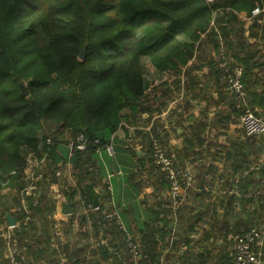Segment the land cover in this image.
Here are the masks:
<instances>
[{
  "label": "trees",
  "instance_id": "1",
  "mask_svg": "<svg viewBox=\"0 0 264 264\" xmlns=\"http://www.w3.org/2000/svg\"><path fill=\"white\" fill-rule=\"evenodd\" d=\"M256 6L264 7V0H0V201L4 198L3 182L7 181L17 189L18 196L14 199L20 206L15 214L9 205L1 203L0 222L6 223V212L17 222L21 221L18 231L21 241L31 235L36 219H44L43 240L38 242L46 245L45 250L49 248L52 239L49 222L54 221L47 190L55 182V164L59 160L56 150L63 151L69 140L83 134L86 149L76 151L70 158L77 188L70 187L66 193L73 199L80 191V198L90 209L88 217L96 233L101 230L108 239L96 251L99 254L95 257L96 264H159L161 261L180 264L175 262L179 257V242L183 241L182 234L176 231L179 218L164 217L161 224H154L156 219L152 214L136 225L130 223L128 209L119 211L111 205L112 186L102 182L103 154L97 149L112 142L113 156L126 165L125 171L132 172L131 175L147 172L157 178L156 189L169 188L168 180L152 163L151 155L148 159L139 156L130 143L126 142L125 146L119 140L115 144L117 139L112 137L119 129L128 136L131 127L143 135L138 129L139 118L149 110L144 100L147 85L143 60L148 59L162 73L178 71L195 54L196 42L213 23L219 25L224 40L235 39L237 49L242 48L243 29L237 12L251 13ZM234 42L227 44L224 55L229 58L230 54L243 65L242 80L248 98L256 104V91L248 77V70L253 67L249 64L251 60L239 54ZM82 51H85L84 57H81ZM220 53L216 67L219 77L224 78V70L219 66ZM22 85L27 95L22 94ZM50 136L55 142L53 146L46 145ZM156 136L161 141L157 134L151 136L150 154L152 139ZM248 138L262 144L258 150L264 152V137ZM96 140L99 145L95 144ZM255 151L252 147L248 153L255 154ZM31 153L52 166L40 182L37 204H34L35 198L21 191L26 185ZM113 163L117 169L115 160ZM259 170L262 178L256 183V190L263 187L264 161ZM95 197L100 204L92 211ZM22 200L27 203L25 208ZM113 208L118 211L120 221L122 216L125 229L116 219H103V211ZM179 209L182 208L176 210ZM170 210L172 213L173 208ZM240 211L245 214V221H235L231 228L233 235L264 224V193L243 194ZM192 229L193 225L188 224L184 233ZM128 234L138 246L137 255L130 252ZM232 244L231 238L221 246L216 245L215 252L219 254L214 257L201 253L198 255L201 261L197 263L207 264L210 258L212 264H233ZM165 248L170 251L163 256ZM72 255L63 264H79ZM261 262H264V243Z\"/></svg>",
  "mask_w": 264,
  "mask_h": 264
},
{
  "label": "crops",
  "instance_id": "2",
  "mask_svg": "<svg viewBox=\"0 0 264 264\" xmlns=\"http://www.w3.org/2000/svg\"><path fill=\"white\" fill-rule=\"evenodd\" d=\"M237 16L243 29L245 43L243 42L242 48L237 49L235 39L224 40L219 25L211 24L196 42L195 54L178 71L162 73L152 65L145 70L147 88L144 100L149 110H145L139 118L141 124L138 126L144 136L139 135L134 127L129 128L128 136L123 129L112 135L117 139L115 144L120 143L119 140L125 146L126 142L130 143L129 146L139 156L143 155L148 159L151 157L148 143L151 136L157 134L167 148L178 153L181 163L187 162L192 166L195 178L190 187L182 190L183 201L179 206L182 209L178 211L173 208L168 188L156 189L155 182L158 180L155 176L144 171L139 175H131L132 172L124 169L126 165L117 161L106 150L102 152L100 159V166L105 170L102 182H108L112 186L111 205L119 211L128 209L130 223L136 225L152 214L153 219H156L154 224H161L164 217L179 218L176 231L182 234L183 241L179 242V257L175 262L180 261V264H198L201 261L198 255L201 253L205 255L207 252L209 257H214L215 254L217 256L219 252H215L216 245L221 246L223 242L231 239V228L235 221H245V214L240 211L242 195L257 191L264 193V179L261 181L263 187L259 185L261 188L256 190V183L262 178L259 168L264 161V152L258 150L262 144L249 141L241 126V112L233 105L225 80L223 76L219 77L216 67L220 49L224 48L227 52V44L234 42L233 46L239 54L251 60L249 64L253 67L248 70V77L256 91V104H253L251 98L248 101L254 112L264 118V11L258 16L241 11L237 12ZM217 17L219 14L215 15L214 20ZM214 36L217 37L216 40L213 39ZM229 58L233 59V56L229 54ZM262 137L264 136H256L258 140ZM252 147L256 149L255 154L248 153ZM66 151L65 147L63 151L56 150L59 160L55 166L64 162ZM45 168L46 171L52 170V166L47 163ZM64 170L62 178L57 179L55 176L54 179L61 191L60 196H50V186L47 190L48 202L52 206L51 219L54 221L49 222L52 235L49 248L45 250L46 245L38 242L43 240L44 219H36L31 235H26L21 241L18 231L22 222L16 221L11 226L7 219L6 223L0 222V264H9L8 251L13 246L23 257L19 264H63L72 253L73 258L79 260V264H96L95 257H99L96 251L100 243H105L108 239L104 238L101 230L96 233L88 217L90 209L80 198V191L76 192L73 199L68 197V188H77L76 178L71 177L72 167L65 165ZM69 170L72 173L70 171L67 174L66 171ZM157 170L162 173L158 167ZM254 172L256 173L253 175ZM3 184L4 198L0 204L9 205L12 213L17 214L20 206L14 198H17L18 191L7 181ZM69 199L71 212L66 213L65 206ZM99 204L96 207L93 205L91 210H97ZM26 205L22 200V206L25 208ZM79 212L82 213L81 216H78ZM121 221L125 226L122 216ZM188 224H192L193 229L185 234ZM169 251L165 248L162 255L165 256ZM167 261L169 262V258ZM207 264H212L210 258Z\"/></svg>",
  "mask_w": 264,
  "mask_h": 264
},
{
  "label": "built area",
  "instance_id": "3",
  "mask_svg": "<svg viewBox=\"0 0 264 264\" xmlns=\"http://www.w3.org/2000/svg\"><path fill=\"white\" fill-rule=\"evenodd\" d=\"M264 7L256 6L252 11V16H258ZM224 48L221 49L219 66L224 70V80L227 88L231 94L236 108L241 112V126L248 136H264V118L256 114L248 101V92L246 85L243 82L244 67L241 63L232 58L224 55ZM55 144L53 138L47 137L46 145L53 146ZM95 144L99 145L96 140ZM86 138L83 134L78 135L75 140H69L66 144L68 149L69 158L63 163L57 165L55 169V176L60 179L64 176V166L72 167L70 158L73 154L80 150L86 149ZM106 149L111 155L114 154L113 143L99 146L97 152L102 155V150ZM152 163L156 165L165 178L169 182V200L173 204V208L177 209L183 201L181 196L182 190L188 188L194 180L193 168L189 163H181L178 158V153L174 150L167 148L157 137L152 139L151 147ZM47 173L44 159L39 160L34 153H31L28 158V165L26 167V185L22 189V194L35 198L34 204H37V197L40 196L41 187L40 182L43 180L44 175ZM264 182V181H263ZM49 195L58 198L61 191L58 189L57 183H51ZM261 191H257V195H261ZM104 217L108 221L116 219L121 228L125 226L119 219L118 211L113 208L112 210L103 211ZM233 244L231 247V255L233 257V264H261V254L264 243V224L254 225L248 231L242 234L232 235ZM130 252L137 255V244L132 241V235L128 234L127 237ZM9 264H19L23 257L20 256L17 249L13 246L8 251ZM1 260V257H0ZM105 264H111L106 262ZM159 264H164L162 261Z\"/></svg>",
  "mask_w": 264,
  "mask_h": 264
},
{
  "label": "water",
  "instance_id": "4",
  "mask_svg": "<svg viewBox=\"0 0 264 264\" xmlns=\"http://www.w3.org/2000/svg\"><path fill=\"white\" fill-rule=\"evenodd\" d=\"M84 54H85V51H82L81 57H84ZM22 94L23 95H27L28 94V91H27V89H26V87L24 85H22ZM98 204H99L98 197H95V199H94V207L98 206ZM65 211H66V213H70L71 212V199H69L67 201L66 206H65ZM6 217H7L8 222H9V224L11 226L15 225L16 220L9 212H6ZM261 264H264V262H262Z\"/></svg>",
  "mask_w": 264,
  "mask_h": 264
},
{
  "label": "rangeland",
  "instance_id": "5",
  "mask_svg": "<svg viewBox=\"0 0 264 264\" xmlns=\"http://www.w3.org/2000/svg\"><path fill=\"white\" fill-rule=\"evenodd\" d=\"M143 64H144V68H145V70H146L147 68H149L150 65H151V63L149 62L148 59H144V60H143ZM133 144H134V143H133ZM70 171H71V170L66 171V173L69 174ZM71 173H72V171H71ZM67 176H68V175H67ZM71 177L76 178V176L73 175V173L71 174ZM81 214H82V213L79 212V213H78V216H81ZM87 230H88V228H87ZM137 237H138V236H137ZM105 242H106V241H105ZM138 245H139V244H138ZM95 246L98 247V244H95ZM63 263H64V262H63ZM103 263H105V262H103ZM103 263H101V264H103Z\"/></svg>",
  "mask_w": 264,
  "mask_h": 264
}]
</instances>
